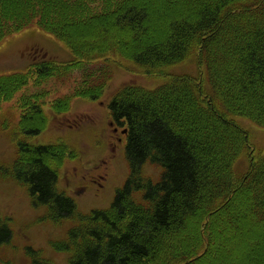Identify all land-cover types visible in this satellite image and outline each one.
Returning <instances> with one entry per match:
<instances>
[{
	"label": "trees",
	"instance_id": "obj_1",
	"mask_svg": "<svg viewBox=\"0 0 264 264\" xmlns=\"http://www.w3.org/2000/svg\"><path fill=\"white\" fill-rule=\"evenodd\" d=\"M33 27L74 59L0 75V104L29 82L74 80L50 108L65 115L75 100H101L116 66L165 80L110 98L112 120L127 130L130 175L109 209L88 215L57 187L72 148L28 142L52 122L46 94L23 102L13 175L55 221H73L58 246L70 264H264V153L246 175L235 172L251 146L236 119L264 128V0H0V45ZM195 52L208 92L198 77L169 72ZM146 165L162 170L157 183ZM11 237L0 216V244Z\"/></svg>",
	"mask_w": 264,
	"mask_h": 264
},
{
	"label": "rangeland",
	"instance_id": "obj_2",
	"mask_svg": "<svg viewBox=\"0 0 264 264\" xmlns=\"http://www.w3.org/2000/svg\"><path fill=\"white\" fill-rule=\"evenodd\" d=\"M44 59L66 63L74 57L64 44L33 27L0 45V75L27 72L31 63ZM169 72L198 77L202 87L209 91L196 52ZM164 81L163 77L146 76L134 67L128 70L116 66L114 80L101 100H75L65 115L53 116L50 108L54 101L72 93L74 80L65 83L52 80L39 88L29 82L12 100L0 104V216L12 232L10 241L0 244V264H70V254L58 246L67 240L73 221H55L47 207L34 204L28 188L19 184L13 175L17 143L24 139L17 132L20 119L28 111L24 103L39 93L46 94L42 97L43 107L52 122L45 132L29 138L28 142L34 145L68 144L72 148L77 156L66 159L60 169L57 187L74 199L81 215H88L95 210L109 209L130 175L125 156L126 136L122 134L125 128L112 120L107 106L110 98L126 85L155 89ZM236 121L248 132L251 143L235 167L236 175L241 177L248 173L253 157L264 153V128L243 118ZM111 123L115 126L111 127ZM114 128H117V134ZM118 138L123 140L121 145ZM113 147H116L115 152ZM161 174V169L151 165L143 168V175L155 183Z\"/></svg>",
	"mask_w": 264,
	"mask_h": 264
},
{
	"label": "flooded vegetation",
	"instance_id": "obj_3",
	"mask_svg": "<svg viewBox=\"0 0 264 264\" xmlns=\"http://www.w3.org/2000/svg\"><path fill=\"white\" fill-rule=\"evenodd\" d=\"M110 126L112 127V126H115V125H113V123H111ZM125 131H126V130L124 129L123 132H122V134H123L124 136L127 135V132H125ZM114 133H115V134L118 133L117 128H114ZM108 141H109V139H108ZM117 141L120 143L119 145H121V144L123 143V140L120 139V138H118ZM110 146H111V149H112V143L110 144ZM113 146H114V145H113ZM114 148H116V147H113V150H114ZM114 152H115V150H114ZM65 195H66V194H65ZM66 196H67V195H66Z\"/></svg>",
	"mask_w": 264,
	"mask_h": 264
},
{
	"label": "water",
	"instance_id": "obj_4",
	"mask_svg": "<svg viewBox=\"0 0 264 264\" xmlns=\"http://www.w3.org/2000/svg\"><path fill=\"white\" fill-rule=\"evenodd\" d=\"M125 132H127V130Z\"/></svg>",
	"mask_w": 264,
	"mask_h": 264
}]
</instances>
